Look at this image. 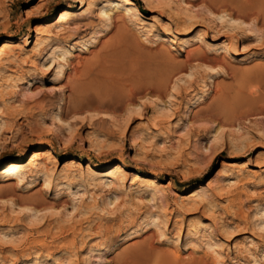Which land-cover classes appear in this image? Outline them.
<instances>
[{"label": "rangeland", "instance_id": "rangeland-1", "mask_svg": "<svg viewBox=\"0 0 264 264\" xmlns=\"http://www.w3.org/2000/svg\"><path fill=\"white\" fill-rule=\"evenodd\" d=\"M39 1L0 0V169L54 155L0 175V264H264V0Z\"/></svg>", "mask_w": 264, "mask_h": 264}, {"label": "bare ground", "instance_id": "bare-ground-1", "mask_svg": "<svg viewBox=\"0 0 264 264\" xmlns=\"http://www.w3.org/2000/svg\"><path fill=\"white\" fill-rule=\"evenodd\" d=\"M47 1L48 0H40L39 6H44L47 3ZM72 1L82 4V6L85 5V2H86V0H72ZM103 1H105V3L103 5V8L101 9V11H103L104 14L106 13L105 12L106 7L118 8V7L125 6L126 8H128L130 10L134 9V8L138 9V5H137V2L135 0H103ZM143 1L145 2V4L149 3V0H143ZM90 2L94 3V1H90ZM75 11L76 10L74 8H65V9L61 10L56 16V20H55L56 25H60V24H63L65 22H68L72 17H75V15H76ZM105 15L108 18L110 17L109 14H105ZM36 30L41 35H43L45 32L52 33V28L49 27L47 29L42 24H39L36 27ZM182 40L185 41V40H187V38L182 37ZM11 43H12L11 40H5L0 44V61L3 59V56L6 52V50L9 49L10 47H12ZM60 71L61 70L59 69V72ZM29 85L32 86L34 84L31 81V83H29ZM53 156H54L53 152H51L49 149L47 150V149L39 148V149L32 152V154L29 157L27 162L13 161V162L8 163L6 167H4L3 169H0V175L5 176V177H9V176H16L17 177L18 176L17 178H20V177H22L23 174L26 173V171L29 167L32 168V166L37 164L39 161H42L43 159H47V158H52ZM70 163L75 164V160L70 161ZM121 168L122 167L120 164H115V166L107 168L103 172H100V171L95 169V170H92V177L95 179L101 177L102 178L101 183L103 184L107 180H109V178H117ZM29 172H30V170H29ZM33 173H35V172H33ZM133 175L135 176V179H138L140 177L137 173H134ZM23 178H24V176H23ZM146 183H147V186L154 188L156 185H158V180H157V178L148 177L146 179ZM201 192H202V188L193 192L192 196L196 195L198 193H201ZM45 262H46L45 259H40V260H37V262H35V263L36 264H44Z\"/></svg>", "mask_w": 264, "mask_h": 264}]
</instances>
